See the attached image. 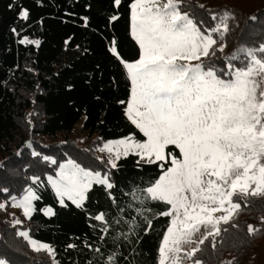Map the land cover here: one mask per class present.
I'll list each match as a JSON object with an SVG mask.
<instances>
[{"label":"trees","instance_id":"trees-1","mask_svg":"<svg viewBox=\"0 0 264 264\" xmlns=\"http://www.w3.org/2000/svg\"><path fill=\"white\" fill-rule=\"evenodd\" d=\"M134 1L0 0V260L47 264L41 249L30 248L8 221L11 198L32 190V210L19 228L49 248L52 264H158L170 205L147 189L169 168V157L118 158L106 170L109 185L93 184L78 205L60 203L48 182L66 157L105 168L89 146L74 148L68 140L77 124L98 141L145 138L126 114L132 87L124 62L140 57L131 33ZM180 5L211 38L207 63L216 73L243 68L249 51L264 63V0ZM224 12L229 26L219 36L215 15ZM166 151L180 156L173 144ZM36 153L53 156L54 165ZM236 202V210L200 241L190 264H264V176L259 191Z\"/></svg>","mask_w":264,"mask_h":264},{"label":"rangeland","instance_id":"rangeland-1","mask_svg":"<svg viewBox=\"0 0 264 264\" xmlns=\"http://www.w3.org/2000/svg\"><path fill=\"white\" fill-rule=\"evenodd\" d=\"M183 1L136 0L131 6V33L140 57L124 62L132 87L126 114L144 140L98 141L86 137L77 124L68 140L74 148L89 146L106 169L86 168L66 157L48 176L60 203L78 205L93 184L109 185L106 170L118 158L135 154L152 162L169 157V168L147 189L151 197L170 205L158 264H190L200 241L236 210L240 195L262 188L264 176V63L248 50L243 68L216 73L207 63L211 38L183 11ZM215 16L222 36L230 14ZM170 144L178 148L179 157L167 154ZM75 151L68 150L92 162ZM36 154L54 165L53 156ZM35 197L26 190L11 198L8 221L18 226L17 235L30 248L41 249L45 263L52 264L49 248L19 228ZM44 213L51 214L52 208ZM0 264L9 263L0 260Z\"/></svg>","mask_w":264,"mask_h":264}]
</instances>
